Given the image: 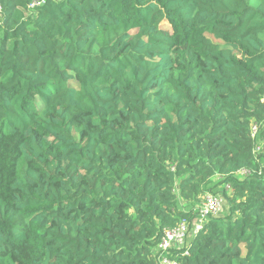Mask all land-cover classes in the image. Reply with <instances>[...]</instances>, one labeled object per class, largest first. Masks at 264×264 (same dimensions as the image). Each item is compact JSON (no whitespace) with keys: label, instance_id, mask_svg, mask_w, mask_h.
I'll return each instance as SVG.
<instances>
[{"label":"trees","instance_id":"1","mask_svg":"<svg viewBox=\"0 0 264 264\" xmlns=\"http://www.w3.org/2000/svg\"><path fill=\"white\" fill-rule=\"evenodd\" d=\"M34 1L0 0V264H158L208 191L178 264H264V0Z\"/></svg>","mask_w":264,"mask_h":264},{"label":"built area","instance_id":"2","mask_svg":"<svg viewBox=\"0 0 264 264\" xmlns=\"http://www.w3.org/2000/svg\"><path fill=\"white\" fill-rule=\"evenodd\" d=\"M43 2L44 0L34 1L31 3L30 8L41 5ZM1 10L2 7L0 6V12ZM262 101H264V97ZM251 130L252 137L256 138L259 133V124L253 123ZM263 145L264 144L256 145L257 153H261ZM241 172L248 173L247 170ZM223 207L224 198L221 195L209 191L205 193L203 200L197 209V216L193 220L187 218L182 219L175 227L164 230L163 238L154 250L158 264H178L177 252L184 250L183 255L188 254V240L201 231L211 217L218 215Z\"/></svg>","mask_w":264,"mask_h":264},{"label":"rangeland","instance_id":"3","mask_svg":"<svg viewBox=\"0 0 264 264\" xmlns=\"http://www.w3.org/2000/svg\"><path fill=\"white\" fill-rule=\"evenodd\" d=\"M255 2H256V1H253V3H255ZM207 8H208V6H206V8H204L205 12H208V11H209V10H208L209 8H208V9H207Z\"/></svg>","mask_w":264,"mask_h":264}]
</instances>
